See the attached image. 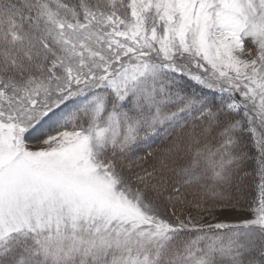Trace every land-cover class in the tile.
Wrapping results in <instances>:
<instances>
[{
    "label": "snow or ice",
    "instance_id": "snow-or-ice-1",
    "mask_svg": "<svg viewBox=\"0 0 264 264\" xmlns=\"http://www.w3.org/2000/svg\"><path fill=\"white\" fill-rule=\"evenodd\" d=\"M0 264H264V0H0Z\"/></svg>",
    "mask_w": 264,
    "mask_h": 264
},
{
    "label": "rangeland",
    "instance_id": "rangeland-1",
    "mask_svg": "<svg viewBox=\"0 0 264 264\" xmlns=\"http://www.w3.org/2000/svg\"><path fill=\"white\" fill-rule=\"evenodd\" d=\"M226 214L231 215V213H226Z\"/></svg>",
    "mask_w": 264,
    "mask_h": 264
}]
</instances>
